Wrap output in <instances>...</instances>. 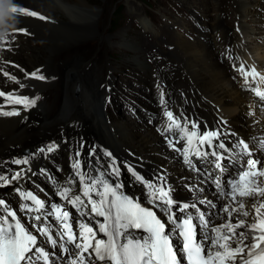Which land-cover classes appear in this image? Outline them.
<instances>
[{
	"label": "bare ground",
	"instance_id": "obj_1",
	"mask_svg": "<svg viewBox=\"0 0 264 264\" xmlns=\"http://www.w3.org/2000/svg\"><path fill=\"white\" fill-rule=\"evenodd\" d=\"M157 2L164 4L163 0ZM212 2L206 7L203 2L180 0V10L169 14L170 20V17L176 16V20L170 21L177 25L175 30L174 26H155L146 22L145 10L129 3L127 9L131 20L137 19L142 31L152 36L151 39L142 35L130 39L126 37L128 28L113 35L98 30L100 15L91 0H18L19 5L47 19L20 17L5 32L6 42H0V91L10 93L19 88L16 96L39 99L34 106L24 109L0 97V109L20 111L19 116L0 115V175L11 179L15 172L22 170L23 176L28 177L24 185L45 202L42 211L46 213L50 211L48 202L55 198L53 187L73 170L71 164L74 160L104 171H111L113 164L119 170L124 165H131L145 179L163 176L178 203H195L206 214L214 213L208 216L212 222L220 223L218 211L222 203L228 201L220 199L216 190L210 191L211 187H206L209 174L214 177L221 175L215 166L211 167L213 160H195L199 171H194L169 145L170 138L177 137L155 129V124L166 111L177 113L185 110L201 125L205 122L214 126L216 123L231 137L236 136L248 143L252 158L259 160L264 155V149L259 144L264 140L263 111L260 108L253 114L247 111L252 103L247 95H242L227 67L229 59L236 56L241 48L249 50L252 45H257L264 49V0ZM186 13L196 18L195 27L177 19V16L182 18ZM212 14L216 18L222 17L213 23L208 22ZM14 29H24L30 34V44L25 43L28 39L25 33L17 34L12 31ZM91 38L107 40L109 46L115 43V46L132 53L128 60L134 68L133 76L125 75L126 80L136 77L135 81L145 83L143 78L145 76L148 80V71L152 69L147 58L153 61L156 73L151 77L150 86L145 84L149 91L143 95L146 98L144 104L128 92L112 96L119 82L118 77H123L122 64L128 63L118 64V71L117 65L115 67L107 60L105 63L108 66L104 68L101 53L96 55L97 58L90 52L89 48L94 45V41H89ZM12 39L14 41H9ZM73 48L77 49V53L71 55ZM61 56H64L63 60H60ZM168 57L174 65L168 62ZM261 58L263 61L259 64L249 57L253 65L256 63L255 69L264 70V54ZM37 70L45 77L44 80L28 75ZM4 72L16 80H10ZM55 86L59 88L55 101L42 100L46 90ZM188 94L195 96L191 97L193 102L187 100ZM123 100L132 101V106L139 113H130V119L120 121L115 109ZM106 107L109 110L105 115ZM253 107L254 110L258 108ZM140 113L151 118L153 124L142 123ZM50 145H55V148L48 152ZM42 148L44 152L40 151ZM59 153L63 157L55 164ZM238 153L239 149L234 148L232 154H227L231 160L222 162L226 167L222 180L234 178L241 164L248 159ZM16 159H27L28 163L16 165L12 163ZM38 168L46 171V174L41 172L46 176L42 181ZM127 185L141 193V187L129 178ZM0 194L10 207L17 208L9 189L0 190ZM200 200L211 201L217 207L212 209L207 204H200ZM252 204L251 199L245 202L244 210L251 212L246 218L249 223L254 218ZM187 212L195 216L196 209L189 207ZM32 216L30 230H33L32 223L43 222L31 221ZM48 222L53 223V218L49 217ZM39 239L43 241L44 237Z\"/></svg>",
	"mask_w": 264,
	"mask_h": 264
},
{
	"label": "snow or ice",
	"instance_id": "obj_2",
	"mask_svg": "<svg viewBox=\"0 0 264 264\" xmlns=\"http://www.w3.org/2000/svg\"><path fill=\"white\" fill-rule=\"evenodd\" d=\"M5 2L9 4L8 14L14 19H47L19 5L18 0H0V5ZM14 31L27 34L24 29ZM0 42H6L5 35L0 36ZM239 71L244 75L245 83L249 75L253 78L259 75L255 68L245 72L241 66ZM3 74L10 80H16L7 72ZM28 75L37 80L45 79L39 70ZM260 79L264 80V76ZM253 91L264 101V91L259 88ZM0 97L24 109L34 106L36 99H39L3 91H0ZM0 115L19 116L20 111L0 109ZM165 116L168 120L165 131H178L180 136L176 143L183 141L181 148H177L171 140L169 145L180 153L184 164L199 171L192 157L206 158L210 155L215 158V169L221 175L226 171L222 162L225 159L231 160V157H225L215 150H203L207 146L209 149L229 151L223 142L214 145V140L220 136L218 131L201 132L196 122H185L182 125L171 111H166ZM259 144L264 149V140L259 141ZM235 147L239 149L240 157H248L241 164L237 175L224 181L221 175L213 177L209 174L218 195L228 201L219 209L224 214V223L212 224L208 216L214 213L206 214L195 203L190 205L175 201L172 189L163 176L158 177L156 182L145 181L129 168L135 179L146 189L144 204L125 195L123 184L110 183L104 174L87 175L82 171L80 161L74 160L71 164L74 178H70L68 183H78V194H73L71 187L59 188L56 194L75 209L79 216L87 218V222L74 221L72 213L57 203H51L50 211L44 213L43 200L31 191L16 189L22 200L31 202L21 203L19 211L25 214L41 213L32 216L31 221L43 222L31 224L37 233L34 234L22 222L17 211L0 198V264H55V259L64 257L68 258L66 264H264V162L252 158V150L243 140ZM54 148L55 145H50L47 151L51 152ZM40 151L44 152L45 149ZM92 152L94 154L95 149ZM12 163L27 164L28 160L16 159ZM22 175V170L15 172L11 179L7 175H0V187L20 180ZM109 175H120L114 164ZM248 199L253 200L254 218L251 223L246 219L250 213L244 210ZM199 203L207 204L212 209L217 207L208 200H200ZM189 207L196 209L195 216L187 212ZM158 212L163 213V218ZM234 214L239 218H234ZM49 217L55 221V236L54 225L48 222ZM137 232L142 235H135ZM39 236H43L44 240H39ZM174 239L179 241V246L174 243ZM45 244L52 251L46 250L43 246Z\"/></svg>",
	"mask_w": 264,
	"mask_h": 264
},
{
	"label": "rangeland",
	"instance_id": "obj_3",
	"mask_svg": "<svg viewBox=\"0 0 264 264\" xmlns=\"http://www.w3.org/2000/svg\"><path fill=\"white\" fill-rule=\"evenodd\" d=\"M163 1H164L165 5L163 3L157 2V0H135L134 4L137 8L140 7L141 10H142V8L145 10V12H146L145 16L148 17V19H146V22L153 24L155 26L163 25V24L171 26L172 28L174 26L173 29L175 30L177 28V25H175V23H173V24L170 23V21L172 22V21L176 20V16L170 17L171 18V20H170L169 14H170V12L172 13V12L179 11L180 10L179 6H181L182 4H180V0H163ZM192 1L198 2V3L203 2L204 6H206V7H209V5H211V3H213L212 0H192ZM91 2L94 6H96L97 12L100 15V17L98 18L99 23H100L99 24L100 27H97L98 30L101 29L102 32L105 31L108 35H110V34L113 35V34H116L117 32H119L120 30H122L123 28H128V30H127L128 32L126 35L127 38H130V39L138 38L141 35H142V37H145L146 39L152 38L150 33L142 31V28H141L139 22L137 21V19H135L134 21L131 20V18H132L130 15L131 13H129L127 6L129 3L133 4L132 0H91ZM151 4H153V5H151ZM201 10L203 11V9H201ZM181 14H184V13L181 12ZM209 15H210V13H209ZM222 15H224V14H222ZM195 16H197V15H195ZM226 16H230V14H226ZM177 17H178L177 19L178 20L181 19L184 24L191 25L192 27H195V23H196L195 19L196 18L192 17V15L186 13V16L184 15V16H182V18H181V16H177ZM211 17L212 18L208 19V22L212 21V23H213L215 20L221 18L222 16H217V18H216V16L212 14ZM130 21H132V22H130ZM12 31H14V30H12ZM6 33H7V31H6ZM19 33H21V32H17V34H19ZM22 34H24V32H22ZM26 35L28 36V39L26 40L27 42H25V43L30 44V41H31L29 39L30 34L28 35V33H27ZM34 38H39V37H34ZM89 41H94V42H92V44H94V45L91 48H89L90 52L92 53V56H96V55L98 56L101 53L102 59H103V62L101 63V65L104 68H107V66H108L105 63L107 60H109V62L113 63L115 67L117 65L118 71H119L118 64H120L121 62L122 63L123 62L128 63V65H125L124 63L122 64L123 77L122 78L118 77L119 82L117 83V86L112 91L113 95L112 94L111 95L114 97L117 94H119L120 92H125V93L128 92L130 95L137 97L138 101L141 104H144L146 98L143 95L147 94V91H149V89H147V86H150V84L152 83L151 77L155 76V73H156V70L154 69V66H153V61L151 59L147 58V61H148L147 63H149V65L152 66V69L150 68L148 71V76H147L148 80H146L145 79L146 77L144 76L143 79H144V81H146L145 83H142L141 81H140V83H138L137 81H135L136 77H132L131 79L126 80L125 75L129 74V76H133L132 70H134V68H132L129 65L130 63L128 60L129 56L132 53L129 52V50H127L125 48H120L117 45L115 46V43L111 44L109 46L108 41L104 40V39L91 38ZM78 45H80V44H78ZM109 47H111V48L109 49ZM106 49H107V51H106ZM6 51H8V50H6ZM178 52H179V50H178ZM238 52H240V51H238ZM24 53H25L24 55H28V52H24ZM75 53H77V49L76 48L71 49L70 54L73 55ZM241 53L252 58L256 63L260 64L263 61L261 56L264 54V49L262 47L257 46V45H254V46L252 45L249 50L248 49L245 50V48H241ZM177 54L181 55L180 53H177ZM63 58H64V56H61L60 60H63ZM167 60H168V62L173 64L170 57H168ZM109 62H107V64ZM30 63H32L31 60L28 61V64H30ZM182 64H181V66H182ZM110 73H112V71ZM103 79H105V78H102V80ZM120 82H123V84ZM145 84L147 85L146 87H145ZM58 90H59V88H57L56 86L54 88H51L50 90H46L44 97H42L41 99L44 101L45 100L47 101L49 99L52 102H54L56 99ZM241 93L244 97L246 96L245 93H243L242 91H241ZM191 97L193 98L195 96L190 95V94H188L186 96L188 101L193 102ZM247 100H249V99H247ZM131 102L123 100L120 104H118L116 106L115 113H116V115H118V120L121 121L124 119H130L131 118L130 113H136V114L139 113L132 106ZM247 108H248L247 111H249V113H252V114L254 112H256L257 109H259V108H256L254 110V107L250 104ZM108 110H109L108 107H106L104 109L105 115H106V111H108ZM112 110L113 109H110V111H112ZM247 114L248 113L246 112V115ZM139 115L142 116L143 114L140 113ZM263 120H264V114H263ZM141 121H142V123H146V124L148 123L149 125H152L154 122L148 116H146V117L142 116ZM151 121H152V123L150 124ZM62 157H63L62 153L57 154L55 157V161H56L55 164L60 162ZM211 167H214V165L212 164ZM38 175L41 177L40 181H42L46 178V176L41 174V172H39V171H38ZM34 176H36V175H34ZM13 183H15V182L13 181ZM41 184H43V182ZM211 185H212V180L209 179V181L206 183V187L207 188L211 187ZM38 187L41 188L42 186L38 185ZM44 188H45V186H44ZM2 190H4V189H2ZM213 190H215V188H213Z\"/></svg>",
	"mask_w": 264,
	"mask_h": 264
},
{
	"label": "clouds",
	"instance_id": "obj_4",
	"mask_svg": "<svg viewBox=\"0 0 264 264\" xmlns=\"http://www.w3.org/2000/svg\"><path fill=\"white\" fill-rule=\"evenodd\" d=\"M8 7L7 2L0 5V36H3L8 28L14 26L15 19L8 14Z\"/></svg>",
	"mask_w": 264,
	"mask_h": 264
}]
</instances>
